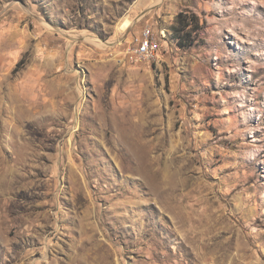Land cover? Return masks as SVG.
Wrapping results in <instances>:
<instances>
[{
  "label": "rangeland",
  "instance_id": "374dc122",
  "mask_svg": "<svg viewBox=\"0 0 264 264\" xmlns=\"http://www.w3.org/2000/svg\"><path fill=\"white\" fill-rule=\"evenodd\" d=\"M0 264H264V0H0Z\"/></svg>",
  "mask_w": 264,
  "mask_h": 264
},
{
  "label": "built area",
  "instance_id": "2783aa9c",
  "mask_svg": "<svg viewBox=\"0 0 264 264\" xmlns=\"http://www.w3.org/2000/svg\"><path fill=\"white\" fill-rule=\"evenodd\" d=\"M130 52L137 62H153L158 58V42L151 26H145L142 33L135 40Z\"/></svg>",
  "mask_w": 264,
  "mask_h": 264
},
{
  "label": "trees",
  "instance_id": "16d2710c",
  "mask_svg": "<svg viewBox=\"0 0 264 264\" xmlns=\"http://www.w3.org/2000/svg\"><path fill=\"white\" fill-rule=\"evenodd\" d=\"M194 16H189L184 13H179L176 19V23L173 25L172 29L174 32V37L178 40L179 46H189L191 45L192 39H190V42H187L188 38H186L187 35H191L192 31L195 29L191 26V20H193ZM197 28V27H196Z\"/></svg>",
  "mask_w": 264,
  "mask_h": 264
},
{
  "label": "bare ground",
  "instance_id": "6f19581e",
  "mask_svg": "<svg viewBox=\"0 0 264 264\" xmlns=\"http://www.w3.org/2000/svg\"><path fill=\"white\" fill-rule=\"evenodd\" d=\"M157 60V59H156Z\"/></svg>",
  "mask_w": 264,
  "mask_h": 264
}]
</instances>
